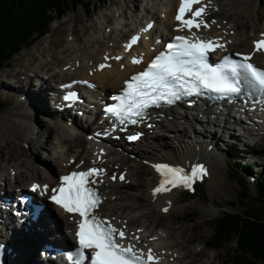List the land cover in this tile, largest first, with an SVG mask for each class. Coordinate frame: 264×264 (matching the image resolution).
<instances>
[{
  "label": "bare ground",
  "instance_id": "obj_1",
  "mask_svg": "<svg viewBox=\"0 0 264 264\" xmlns=\"http://www.w3.org/2000/svg\"><path fill=\"white\" fill-rule=\"evenodd\" d=\"M129 1L130 0H126L127 7L129 8L132 4V10H134V8L136 10L138 7L137 1ZM179 1L180 0H163L162 2L161 0L155 2L152 0L149 3H146V5L149 7H141L140 10H136V17H138L139 13L147 12L150 7L153 8L157 3L158 6L154 8L155 10L152 14H149L150 12H148L147 16H142V21H140L137 25L132 24L135 21H133L130 25H127L128 19L125 17V15H121L120 11L117 10L116 13H119V16L123 17L125 21L123 27H130L129 30L124 29V31L121 32L120 44H116L114 41H111V39H109V35L107 34L108 32L106 30H103V32L100 30V27H97V30H100L98 32L100 38L98 36L97 38L100 40H97L96 37H88L89 39L87 40V43L89 47L87 50L89 51L83 50L77 37L76 42H74L75 39H72L73 43L71 41L69 42L68 51L64 49L61 50L60 57H64L68 53L64 66L62 65L65 62V58L57 63H52L47 59V56L51 52L48 48L46 51L41 52L40 57L36 59V62H44L47 60L49 61L48 63L44 65H42V63H37L38 68L31 71L25 70L26 75L30 74L26 85H23V82L21 81L19 82L21 78L17 79V77L21 76L23 69L14 72L11 75V81L6 79L4 83L8 84L7 86L10 88L13 82L18 83V87L20 88H24L28 85L27 89H29V93L34 99L33 101L28 99V101L33 104H37L39 107L42 106V109L47 111L41 112L36 110L34 112L38 113V115L46 114V116H44L46 118V122L53 120L52 123H56V127L60 131V135H56V137L51 139L49 138L50 140H47L45 148L50 149V143H53L55 145V151L50 157L49 166L47 168L43 167L45 168L43 169L45 175L41 176L42 172L40 173L35 158L32 159V155L29 153V156L31 157L30 161L28 160L29 157L27 156V159L24 157L20 160H11L3 164L0 172L3 169L5 172L0 173V185L3 183L14 182L18 190H23L29 189L30 186L35 184L39 185L40 187L38 188L43 190L45 185L47 187L56 185L58 179L63 173L73 169L84 168L83 163L88 160V157H91L87 163L88 165L99 166V168L102 170V168L109 169L111 163H123L131 158L132 159L129 161L140 158L139 156L135 155L134 152L144 155L145 152L139 147V145H141L140 143L135 144V150H126L123 148L121 143H115L112 141L102 142L103 144L101 146H97L96 140H89L87 137L83 136L85 135V133H83L84 126L80 123L81 119L83 120V118H81L79 122L76 116H66L65 113L55 114L56 111L50 105V101L54 95L59 93L58 88L61 84L74 81V86L78 88L81 93V98L78 99V101L82 104L81 108H83V115L87 114V117L91 116L92 114L88 111V109L92 107L93 102L102 103V94L108 91L110 92V95H112L113 92L121 88L122 82L127 79L130 74L143 68L142 64L146 62L147 56H151L152 54H155L159 51L157 46L149 45L147 39L149 37L144 35L138 44L133 48V53L138 56L140 60H143L142 63H131L129 56H127L129 54H125V52H123V58L121 60H117L116 56L120 54V51L124 50V46L131 35L133 33H138L141 29H145L147 23H151L153 26L150 31H146V35L153 34L160 38L161 41L164 38L167 39L169 35L176 33L177 30H175V28L179 26V23L174 21V15L175 6ZM204 3L208 5L206 13L204 14V22H209L210 27L206 29L205 27L201 26L199 29H195L197 34L208 39L217 38L221 40V42L225 44V46L222 48L223 52L237 51L244 54L251 53L252 60L258 66L264 64V58L252 46L253 41L261 38L262 34H264V30L260 33L251 30L250 33L247 34V31L242 29L240 25H237L232 21H225L228 18L231 19L234 14L238 13H243L244 15H248L250 13L254 14V10L257 9L258 0H205ZM110 19V17L106 18V23L110 21ZM213 21L215 23H213ZM102 24L103 23H101V25ZM126 32H128L129 37L123 36ZM71 35L73 36V32ZM44 53L47 54L46 60L43 58ZM106 57H109L108 61H105ZM102 65L104 67H101ZM60 66H62V68L59 70ZM55 68L57 69L54 71L53 69ZM69 77L74 78L68 80ZM89 82L93 84V87H88L89 85H87V83ZM47 84L49 85V88L47 87ZM31 86L35 91L31 89ZM39 94L42 95L41 103L38 102ZM90 95L95 96V101L86 100V98H88ZM24 99L25 98H21V95L19 94L16 99V103L19 102V100L20 102H23ZM23 105L28 107L27 103ZM24 110L28 111V109L23 108L20 112ZM199 112L200 111L196 112V114ZM207 113L209 114L208 117H210L209 121H207V124L205 120H199L194 117L193 113H191L192 117H189L188 114L185 116L184 114L178 113L173 109L163 112L162 117L153 118L150 122H147L146 125H149L153 129V131H145V138L149 142L157 141L163 136L168 138V133H174L176 136H182L188 139L185 141L184 139L178 140L181 150V157L179 160H177L175 156L165 151L159 157H150V155H148L150 159L155 161H168L178 164L180 167L187 166L189 168H194L197 163H202V160H206L209 155H212L215 152L213 150L214 145L211 144V142H199L198 139L193 140L189 136L186 137V135L183 134L185 133L186 125L188 123L191 125L206 124V127H211L212 124L215 125V122L220 121V119L218 120L216 118V121L213 122L212 116L214 114L211 115L210 111ZM218 115H221L220 118H222L224 114L220 113ZM232 117L233 116L231 114H227L224 123L230 124ZM88 119L89 118L85 119L86 124ZM29 120L30 118L28 117V125L30 126L22 124L16 134H14L15 129L12 124H4V127L6 130L11 131L15 138L20 140L22 143L36 145L38 144L40 138L31 137L30 134L34 133L32 126L36 127V125H31ZM34 120L35 123L38 122L37 126H39L40 122L36 117H34ZM55 123L53 124L55 125ZM49 125L52 128L53 125ZM159 129L163 132L157 134L156 132ZM225 129H227V127L224 126L222 130L225 131ZM209 132L212 133V131ZM213 132L214 133L208 135V137H205V139L207 138V140L212 141L211 139L215 135V131ZM70 138L75 139L76 144L73 143L74 145H67V142L70 140ZM84 144L86 145L85 147H83ZM74 146H76L77 149H74ZM160 146L163 148L165 147L164 145ZM100 149H103L102 154H100ZM98 155L101 156L100 162H97ZM46 157H48V155ZM24 160H28V163L23 162ZM8 164L12 166H8ZM33 165L36 167H32ZM130 170V167H123L122 165L118 166L117 168L113 167L112 170L110 169V172H115L117 175L121 172H124L126 175V180L123 182H120L118 179L115 182H111L109 177L112 175V173H106L103 177H101V179H97V181H101L99 182V188L100 192L105 196V201L99 207L96 214L103 219H111L114 224H119L125 228L128 233V240L133 244L151 247L156 250V252H158L166 260V264H181L185 259L188 258L184 255L185 252L183 251L182 253L179 252L180 249L178 248L177 250L179 251H176L166 246L167 241L165 239L163 240V238L161 239L160 236L154 235V233L148 228L149 225H147V220L143 218V215L137 211V205L139 202H141L139 200L144 197L138 196L135 193H132L130 196L126 195L125 190L128 186H134V188H137L135 184H132L127 180L128 178H131V176L136 177V179L138 178L141 183L139 185L145 184V179L143 177L141 178L137 172ZM206 172L208 173V171ZM26 173L31 174L28 176H23ZM37 173H39V175H37L36 179L33 176ZM202 175L203 174H201L195 181H201ZM159 182L160 179L158 178V183L152 185V195L153 189L159 185ZM24 183L26 184L24 185ZM179 193V190L174 189L167 192L158 193L155 196L153 195V197L151 195L149 202L152 206L157 205L161 208H169L171 206L170 201H174L175 197ZM49 212L53 213V216L49 219V229L48 226L42 225L43 231H38L37 234L33 231L35 226V223L33 222L27 225L25 230L15 232L9 230L8 226L2 220H0V234L3 232L1 238L9 245L11 250L10 256L14 253L12 257V260L14 261L10 259L9 263H18L19 260H22V258L25 256L20 254L24 253L27 255V262L30 264H40V258L42 257L41 251L45 242H54L59 244L60 242H63L62 240H68V233L60 234V232H62L63 229L68 231L71 228L73 219L72 216L62 214L58 208L47 204L45 208V216H47ZM59 236H61L60 241L57 240ZM163 241H166V243ZM17 245H19L18 248H16ZM35 252L36 255L39 256L38 261L36 260ZM45 254H47V252H45ZM196 255L199 256L200 252H196ZM48 256L52 259H55L57 264L59 255L48 253Z\"/></svg>",
  "mask_w": 264,
  "mask_h": 264
},
{
  "label": "rangeland",
  "instance_id": "obj_2",
  "mask_svg": "<svg viewBox=\"0 0 264 264\" xmlns=\"http://www.w3.org/2000/svg\"><path fill=\"white\" fill-rule=\"evenodd\" d=\"M135 1H137L138 6L136 10H140L141 7L148 8L149 6L146 5V3H149L152 0ZM154 1L158 2L161 0ZM129 2H131V0ZM131 6L133 5L131 4L129 8L127 7L126 0H92L90 4L74 6L69 9L63 17L55 19L49 24V30L46 35L36 39L30 47L24 48L19 53L13 55L4 66L0 67V169L7 161L20 160L24 157L27 159V156L30 161V153L32 159L35 158L40 173L42 172L41 176L45 175L43 169L49 166L50 157L55 151V145L53 143H50V149L45 148L47 140L56 137V135H60L56 123L53 122L55 125L52 123L53 120L46 122V118L44 117L46 114L38 115V113L34 112L36 110L41 112L47 111L43 110L42 106L39 107L37 104L28 101V99L30 101L34 100L29 93V89H27L28 85L24 88H20L18 87V83L13 82L10 88L7 86L8 84L4 83L6 81V76L12 75L14 72L23 69L21 76L17 77V79L21 78L19 82L21 81L23 82V85H26L30 74L26 75L25 70L31 71L38 68L37 63H42V65L49 61L57 63L65 58V62L62 65L64 66L68 53L64 57H60L61 50L64 49L68 51L69 42H72V39H75L74 42H76L77 37L83 50L89 51L87 50L89 47L87 43V40L89 39L88 37H96L97 40H100L97 38V36L99 37L98 32L100 30H106L109 39L118 44L120 43L121 32L124 31V29L129 30L130 27L127 28L126 26L122 29L125 21L123 17L119 16V13H116V11L118 10L121 15H125L128 19L127 25H130L133 21L135 22L132 24H138L142 20V16H147L148 12H153L155 10L154 8L158 6V3L153 8L150 7L147 12L139 13V15L137 12L138 17H136L135 8L132 10ZM254 12V14L250 13L248 15H244L243 13L234 14L231 19L228 18L225 21L230 20L233 23L240 25L242 29L247 31V34H249L251 30L262 32L264 30V6L259 3V0L257 9H255ZM108 17L111 19L106 23V18ZM101 23L103 24L101 25ZM97 27H100L99 31L97 30ZM72 32L73 36L71 35ZM123 36L127 37L128 32ZM48 48L51 52H48V56L44 53L43 58L46 60L47 56L49 61L36 62V59L40 57L41 52L46 51ZM62 66H60L59 70ZM56 69L57 68L53 70L55 71ZM71 78L74 77H69L68 80ZM47 87L49 88L48 84ZM31 89L33 90V87ZM19 94L21 95V98H25L26 100L24 99L23 102H20L19 100V102L16 103ZM41 101L42 95L39 94L38 102L41 103ZM25 103L28 104V107L23 105ZM23 108L28 109V111L24 110L20 112ZM55 114L59 113L55 112ZM188 116L192 117L190 112L188 113ZM28 117L30 118L29 121L31 125H36V127L32 126L34 133L30 134L31 137L40 138L36 145L22 143L15 138L11 131L6 130L4 127V124H12L15 129L14 134H16L22 124H29ZM34 117L40 122L39 126H37L38 122L35 123ZM223 117L220 118V121L215 122V125L212 124L211 127L204 128L205 124L191 125L188 123L186 125L187 131L185 130L183 135H186V137L189 136L193 140L198 139L199 142H211V144L214 145L213 150L215 152L212 155H209L206 159L208 162L207 166L211 173L209 171L210 175L203 178V192L200 195L194 196V194L191 193L180 192L175 197V200L172 202L169 209H167L168 207H164L167 211L157 205L152 206L149 202L152 195V185L157 183L158 179L150 170L149 164L143 159L159 157L165 151L179 160L181 157V150L178 140L184 139L185 141L187 138L176 136L174 133H168L170 138H165V136H163L157 141L143 142L139 147L145 152L144 155L135 152L134 154H137L140 158L129 161L132 159L131 158L126 162L120 163L123 167H130V171L137 172L141 178L143 177L145 179V184L139 185L141 183L138 178L136 179V177L131 176L128 180L132 184H135L137 188H134V186H128L125 193L127 196L135 193L138 196L144 197L139 200L141 202L137 205V211L147 220L149 230H153L155 235H158L161 239L163 238V240L165 239L167 241V243L166 241H163L166 243V246L174 250L178 248L180 251H176L182 253L183 251L185 252L184 255L188 258L183 261L184 264H233L231 259L233 258V249L236 247L234 242L225 245L219 250L213 249L208 245L210 235L213 231V222L224 211L237 212L242 207L238 201L242 195V188L232 176L233 169L238 168L239 166H246L248 163H253L254 177H260L264 173V137H254L256 140L254 143L252 142L251 135L239 136L237 130H233L236 125L234 123L225 124L223 122ZM81 122L86 126L84 121ZM48 123L53 125L52 128ZM224 126L227 127L225 131L222 130ZM209 131H212V133L215 131V135L211 139L212 141L207 140V138L205 139V137L212 134ZM157 133H159V131ZM75 142V139L70 138L67 145L73 143L76 144ZM160 145H164L165 147L163 148ZM85 146L86 145L84 144L83 147ZM74 149H77V147L74 146ZM47 155L48 157H46ZM148 155H150V157ZM90 158L91 157H88V159ZM28 160H24L23 162L28 163ZM118 164L119 162L111 163V167L115 166V168H117L120 166ZM8 166L12 165L8 164ZM32 167L36 166L33 165ZM3 170L0 173L5 172ZM29 174L31 173H26L23 176H28ZM37 175H39V173L34 174L33 177L36 178ZM249 178L250 176L246 178V181L247 179L249 180ZM25 184L26 183H24V185ZM249 185L251 187L248 190V194L254 196V188L251 184ZM252 201L253 200L250 198L248 204ZM18 246L19 245H17L16 248H18ZM196 252H200V255L197 256ZM13 255L14 253L10 256L11 260ZM20 255L24 256L26 254L21 253ZM35 257L37 258L36 252ZM8 264L15 263L11 262ZM16 264L30 263L27 262V258L24 256V258H22V260L20 259Z\"/></svg>",
  "mask_w": 264,
  "mask_h": 264
},
{
  "label": "snow or ice",
  "instance_id": "obj_3",
  "mask_svg": "<svg viewBox=\"0 0 264 264\" xmlns=\"http://www.w3.org/2000/svg\"><path fill=\"white\" fill-rule=\"evenodd\" d=\"M194 4H201V0H180L175 19L180 22L181 31L184 28L191 31L201 26L208 27L203 21L208 5H202L193 11ZM187 13H191V17L186 19ZM174 39L176 43L168 44L167 52H162L145 71L126 82L127 87L121 95L112 97L118 103L106 107V113L124 123L133 116H142L145 109L154 104L158 105L160 101L173 103L180 99L181 94H199L204 89L221 96H231L241 91L242 78L253 87L264 91V69L253 65L250 62V55H244L239 62L225 57L222 63L212 67L208 63V53L215 51L217 47L223 48L222 44L205 41L199 37L189 39L185 36H176ZM137 40L138 37H133L127 47L130 48ZM254 47L256 51L264 50V34L260 40L254 41ZM139 62L138 59L133 60V63ZM74 98V94L65 97L66 100ZM131 122L136 123L135 120ZM137 138L129 137L132 140ZM154 167L162 177L159 185L153 189L154 196L180 185L190 187V181L204 172L202 166L194 167L191 175L185 174L182 168L168 164H156ZM102 171L93 168L88 171L72 172L70 175L62 176L60 186L51 190L50 199L54 204L66 213H75L80 217L75 233L79 244L75 264H82L85 249L92 250L91 264H156V257L151 249L148 250L145 259L143 253L137 254L133 244L125 245L122 242L125 239V232L122 229L93 214L101 200L90 186L95 181H90L89 177L100 175ZM120 179H123V176ZM38 187L40 186L34 184L33 191ZM44 188L47 190L46 185Z\"/></svg>",
  "mask_w": 264,
  "mask_h": 264
},
{
  "label": "trees",
  "instance_id": "obj_4",
  "mask_svg": "<svg viewBox=\"0 0 264 264\" xmlns=\"http://www.w3.org/2000/svg\"><path fill=\"white\" fill-rule=\"evenodd\" d=\"M264 6V0H259ZM92 0H0V67L48 33L49 24L74 6ZM232 170L242 188L237 212L224 211L213 222L208 245L221 249L234 242V264H264V173L253 176V163ZM248 176L252 180L246 181ZM254 196L248 194L251 187ZM250 198L253 200L248 204Z\"/></svg>",
  "mask_w": 264,
  "mask_h": 264
},
{
  "label": "water",
  "instance_id": "obj_5",
  "mask_svg": "<svg viewBox=\"0 0 264 264\" xmlns=\"http://www.w3.org/2000/svg\"><path fill=\"white\" fill-rule=\"evenodd\" d=\"M195 188H196L199 192L202 191V186H201L200 184H196V185H195Z\"/></svg>",
  "mask_w": 264,
  "mask_h": 264
}]
</instances>
